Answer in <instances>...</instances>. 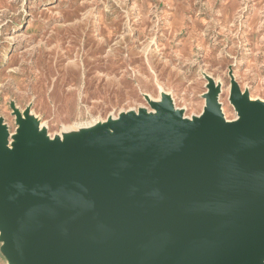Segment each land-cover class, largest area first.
I'll use <instances>...</instances> for the list:
<instances>
[{
    "label": "water",
    "instance_id": "1",
    "mask_svg": "<svg viewBox=\"0 0 264 264\" xmlns=\"http://www.w3.org/2000/svg\"><path fill=\"white\" fill-rule=\"evenodd\" d=\"M208 82L188 126L170 101L61 145L0 120V238L9 264H264V103ZM28 113H24L27 115Z\"/></svg>",
    "mask_w": 264,
    "mask_h": 264
},
{
    "label": "rangeland",
    "instance_id": "2",
    "mask_svg": "<svg viewBox=\"0 0 264 264\" xmlns=\"http://www.w3.org/2000/svg\"><path fill=\"white\" fill-rule=\"evenodd\" d=\"M209 79L227 121L237 118L232 80L264 101V0H0V120L10 139L15 111L61 137L120 111H152L143 93H169L184 117L199 116Z\"/></svg>",
    "mask_w": 264,
    "mask_h": 264
},
{
    "label": "bare ground",
    "instance_id": "3",
    "mask_svg": "<svg viewBox=\"0 0 264 264\" xmlns=\"http://www.w3.org/2000/svg\"><path fill=\"white\" fill-rule=\"evenodd\" d=\"M209 80H210V83H213L215 88H217V90H218V93L216 94V101L219 104V102H218V96L220 93L219 85H217L212 79H209ZM143 96L147 100V103L149 104L152 111H147V109L144 107H139L136 111L135 110L120 111L117 114V117L110 114L107 117V119H105V120H101V119L94 120V122H89L87 124H80L78 127H75V128H74V126L65 127V130H62L63 136H61V137L56 134V136L50 138L46 133L45 125L40 124L33 115H31L29 113L27 115H23L21 112H18V113L20 114V116L23 119H29L30 121H32V124L35 128V136L33 137V140L42 139L43 141H47L50 143H52L54 141H58L61 145H64V144L69 143V142H81L86 137L93 135V134H97L99 132H103V131L112 135L113 134V128L115 126L121 124L120 118L124 115L133 114V115L137 116L141 111L145 112L146 114L157 115L158 111L152 107V104H154V103L166 104V101L168 100V101H170L171 107L173 108V110L176 113H179V111L177 109H175L172 97L169 93L161 91L159 100H154L152 97H149L147 94H144V93H143ZM249 101H251V100L249 99ZM261 103H264V101H262ZM220 111H221V109H220ZM201 115H202V113L199 116L193 115L191 118H186L181 114V118H182V120L185 121L186 125L190 126L193 124L194 120L199 118ZM223 117H224V115H223ZM238 119H239V115L237 112V118L233 121H236ZM225 121L226 122H233V121H227L226 119H225ZM7 139H8L7 140L8 141L7 146H8V148L12 149V145L14 143V140L12 138L10 139L9 137Z\"/></svg>",
    "mask_w": 264,
    "mask_h": 264
}]
</instances>
